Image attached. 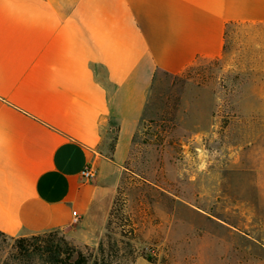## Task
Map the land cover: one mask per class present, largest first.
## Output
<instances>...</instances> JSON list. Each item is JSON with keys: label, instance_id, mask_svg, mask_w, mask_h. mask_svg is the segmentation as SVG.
Instances as JSON below:
<instances>
[{"label": "crops", "instance_id": "obj_1", "mask_svg": "<svg viewBox=\"0 0 264 264\" xmlns=\"http://www.w3.org/2000/svg\"><path fill=\"white\" fill-rule=\"evenodd\" d=\"M255 47L264 0H0V231L96 246L156 72Z\"/></svg>", "mask_w": 264, "mask_h": 264}, {"label": "rangeland", "instance_id": "obj_2", "mask_svg": "<svg viewBox=\"0 0 264 264\" xmlns=\"http://www.w3.org/2000/svg\"><path fill=\"white\" fill-rule=\"evenodd\" d=\"M253 51L158 70L98 244L57 238L86 254L104 242L116 264H264V53Z\"/></svg>", "mask_w": 264, "mask_h": 264}, {"label": "trees", "instance_id": "obj_3", "mask_svg": "<svg viewBox=\"0 0 264 264\" xmlns=\"http://www.w3.org/2000/svg\"><path fill=\"white\" fill-rule=\"evenodd\" d=\"M57 232L15 238L0 231V264H116L113 258L119 251L106 250L104 242L97 254H86L64 238H57Z\"/></svg>", "mask_w": 264, "mask_h": 264}, {"label": "built area", "instance_id": "obj_4", "mask_svg": "<svg viewBox=\"0 0 264 264\" xmlns=\"http://www.w3.org/2000/svg\"><path fill=\"white\" fill-rule=\"evenodd\" d=\"M81 176L86 182H91V181L95 180V178L97 176V171L91 166H86L82 170ZM77 217H78V215L76 214V218Z\"/></svg>", "mask_w": 264, "mask_h": 264}]
</instances>
